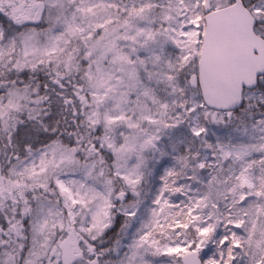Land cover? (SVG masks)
<instances>
[{
  "label": "snow or ice",
  "instance_id": "6c2138e0",
  "mask_svg": "<svg viewBox=\"0 0 264 264\" xmlns=\"http://www.w3.org/2000/svg\"><path fill=\"white\" fill-rule=\"evenodd\" d=\"M0 264H264V0H0Z\"/></svg>",
  "mask_w": 264,
  "mask_h": 264
}]
</instances>
